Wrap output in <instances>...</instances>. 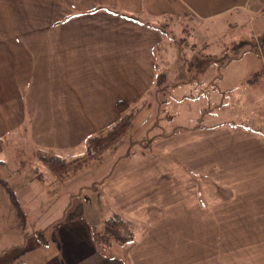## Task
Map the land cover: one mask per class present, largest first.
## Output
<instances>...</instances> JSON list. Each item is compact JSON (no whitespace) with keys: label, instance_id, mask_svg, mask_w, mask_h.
Wrapping results in <instances>:
<instances>
[{"label":"crops","instance_id":"1","mask_svg":"<svg viewBox=\"0 0 264 264\" xmlns=\"http://www.w3.org/2000/svg\"><path fill=\"white\" fill-rule=\"evenodd\" d=\"M173 22L193 28L213 61L259 34L256 49L222 63L219 83L234 63L264 59V0H0V169L17 163L8 179L35 228L13 235L0 264H264V138L248 128L200 126L122 155L114 148L92 168L89 188L109 212L97 213V226L85 209L70 212L85 205L82 170L59 180L36 159L83 157L86 142L122 118L118 102L147 96L164 74L158 25ZM216 70L205 80L217 82ZM38 164V175L21 174ZM114 213L136 240L99 250L92 232Z\"/></svg>","mask_w":264,"mask_h":264},{"label":"rangeland","instance_id":"2","mask_svg":"<svg viewBox=\"0 0 264 264\" xmlns=\"http://www.w3.org/2000/svg\"><path fill=\"white\" fill-rule=\"evenodd\" d=\"M192 29L181 22H173L164 29L166 39H164L162 48L165 51L159 62V72L165 75L163 91L158 95L146 97V108L133 123L132 130H128L116 145L103 150L97 161L90 163L81 171L83 173L79 183L85 188L83 187L82 196L78 197L84 200L85 205L79 208L80 203H75L72 208L76 209L73 212L72 208L70 209L72 214L81 215L85 209L84 217L97 226L99 220L96 218L97 213H101L102 217L109 213L104 212V208L97 202L100 197L94 195L93 189L89 187L98 177V175L93 176L92 168L97 167L103 159L115 152L114 148H118V154L122 155L129 149L128 145L133 142H138L139 146L151 144L150 147H152L154 143L179 135L178 132L185 131L184 129L200 126L211 127L223 123L251 130L264 129L262 125L264 102L260 103L263 101L260 100V96H264V64L262 61L264 59L255 62L254 65L250 61L252 59H247L241 64L234 63L227 70V77L222 83H219L220 80L217 81L218 83L215 81L209 83L203 77L204 75L197 74L191 67L194 59L203 57L205 53L203 50H198L200 43L194 39ZM258 37L259 34L254 37L251 33L243 36L240 38L244 40L242 44L228 45L224 56L214 63L222 65L229 58L237 59L236 57L243 54L244 49H256ZM260 40H264L263 36ZM216 72L218 73L217 70ZM247 80L250 82H245ZM10 159H5L8 163L7 168L0 169V176L7 181L9 187L13 188L14 181L9 180L8 177L18 165ZM26 169L23 168L24 171H21V174L31 177L44 171L40 164ZM16 180L22 184L26 183L21 176ZM17 194L15 193V197L18 201ZM12 205L8 194L0 185V251L10 245L9 241L12 240L13 235L22 238L21 232L23 231L18 230L19 220ZM30 224L27 221L25 232L28 234L35 229ZM138 229L144 234V229L140 226Z\"/></svg>","mask_w":264,"mask_h":264},{"label":"trees","instance_id":"3","mask_svg":"<svg viewBox=\"0 0 264 264\" xmlns=\"http://www.w3.org/2000/svg\"><path fill=\"white\" fill-rule=\"evenodd\" d=\"M118 13L117 15L135 20L138 19L130 14L125 13ZM149 25V23L145 24ZM167 28L165 24L158 25V29L166 36V33L164 32V29ZM208 57H200L195 58L194 61L191 64L192 69L196 71L197 74L203 75L205 71L211 67V65H217V71H218V80L221 79V71L224 69L225 64L219 65L217 63H214L215 60L208 58ZM213 61V63H212ZM230 62V60L228 61ZM227 63V62H226ZM165 80V75L160 74L158 75L156 82L153 86V88L146 94L147 96H144L142 100L134 105L130 102L121 101L117 103V110L120 114V120L111 127V129H108L105 133L90 138L85 144V151L84 156L78 159H75L73 161H65L61 160L57 157L48 156L45 154H37L36 159L38 162H40L42 165H44L49 172L55 176L59 180H65L67 178H70L72 175H75L77 172L83 170L86 168L90 163H93L99 159V154L103 152V150L107 149L108 147H111L113 145H116L118 141L125 135V133L128 130H132L133 123L136 119L140 116L144 108H146L147 99L146 97L152 96V95H158L162 93L163 91V81ZM264 126V120L262 122ZM250 132L257 134L264 138V129L260 128L258 130H251ZM138 142L130 143V146L137 145ZM151 145V144H150ZM150 145H144L145 147L149 148ZM2 166V163H0V167ZM7 181L3 180V178L0 176V185L4 188L6 193L8 194V197L10 199L12 206L14 207L16 216L19 220L18 222V230L25 231L26 229V223H27V215L24 212L21 205L18 203L15 193L12 191V188L9 187V185L6 183ZM131 221H127V219L123 218L122 216L118 214H112L110 217L105 219V221L102 222V227L100 229H94L92 232V240L96 247L99 250L106 249L110 247L112 244H117L121 247L130 246L133 245L136 238H135V232L132 231ZM34 236L38 240L39 244L44 246L45 241L44 240V232L43 231H37L34 233ZM27 234H25L24 238H27ZM1 253V252H0ZM22 263L20 260L16 261L14 264H20Z\"/></svg>","mask_w":264,"mask_h":264}]
</instances>
